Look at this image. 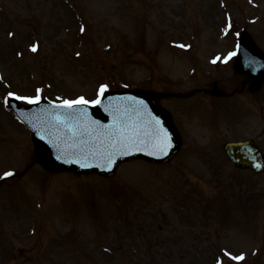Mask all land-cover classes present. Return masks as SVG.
<instances>
[{
    "label": "rangeland",
    "instance_id": "obj_1",
    "mask_svg": "<svg viewBox=\"0 0 264 264\" xmlns=\"http://www.w3.org/2000/svg\"><path fill=\"white\" fill-rule=\"evenodd\" d=\"M240 5L233 25H228V31H221L218 24L223 23L224 15L217 0H0V82L4 88H17L24 97L34 93L35 98L51 96L52 100L64 101L75 97L93 100L110 89L191 93L193 87H204L206 83L197 79L201 72L192 78L190 66L201 67L205 56L211 62L214 53L233 49L234 40L236 43L235 38H220L219 42L214 33L235 36L241 28L247 29L264 50V0H241ZM191 23L199 31L208 32L188 55L176 48H187L191 43ZM210 32L212 36L208 35ZM193 47L192 44L191 50ZM219 64L223 72V64ZM229 79L234 84L238 76ZM103 85L107 88L101 92ZM250 98L245 93L230 105L243 116L235 119H224L221 111H205L202 105H209L206 97L196 102L183 101L184 97L161 99L162 107L174 114L186 136L187 154L183 152L184 157L162 167L130 164L115 185L121 187L118 193L126 196L127 206L144 198L147 189L150 199L155 198V191L162 195L158 199L161 226L156 230L145 224L138 231L134 226L131 235H125L122 229L117 231L121 228L116 221L118 215L111 213L107 204L108 197L117 195V188L103 180L94 179L96 183L86 182L83 186L76 185L69 176L42 179V172L30 171L11 186H4L0 189V231L9 233L10 244L13 235L18 247L25 243L32 252H25L22 259L24 250H20L16 263L12 261L13 251L3 248L1 252L0 248V264H212L215 259L223 264H264V171L254 175L227 163L219 167L218 163L227 141L249 138L264 150V93L259 96L258 109L249 110L242 103ZM182 105L192 108L190 120ZM205 114L211 116L209 122L203 119ZM223 120L228 128L218 143L213 142L224 128ZM9 121L1 111L0 178L6 176L8 172L4 170L10 167H15L17 173L24 171L33 155L28 130ZM191 127L193 132L211 134L209 149L204 148L209 142L203 136L199 142L204 147L198 149L209 155L214 165L188 159L202 156L190 151ZM22 154L27 156L21 157ZM221 162L224 163L222 158ZM191 177L193 185L200 187L197 197L207 200H195L180 191L176 197L172 191L167 192L183 182L192 185ZM89 185L98 189L89 190ZM77 187L78 191L74 189ZM38 189L47 194L46 211L40 215L46 219L48 233L25 242V234L8 229L7 225L17 222L10 221L14 214L19 215L20 222L29 218L20 211L26 210L30 199H43ZM20 191L26 196V205L15 211L11 201L7 209L4 203L11 198L8 193L22 198L18 196ZM75 191L79 194L74 197ZM137 215L134 214V222H150ZM208 246H213L212 250ZM240 255L243 259H233Z\"/></svg>",
    "mask_w": 264,
    "mask_h": 264
},
{
    "label": "water",
    "instance_id": "obj_2",
    "mask_svg": "<svg viewBox=\"0 0 264 264\" xmlns=\"http://www.w3.org/2000/svg\"><path fill=\"white\" fill-rule=\"evenodd\" d=\"M249 43L251 42L249 41ZM110 101L114 105H119V111L125 109L131 112L135 117L134 120L138 123L142 121L143 116L151 120L157 115H162L155 100L143 92L113 95L110 97ZM17 113L33 128L40 130L37 136L41 137V140L40 142L36 140L40 149L38 160L49 170L77 169L74 164L81 161L73 157L71 152L84 144L98 130L96 124L101 116L98 109L95 108L71 113L60 109L41 107L39 110H33L30 117L26 116V109H18ZM43 138L48 142L49 148L43 145ZM232 158L240 163L239 156L232 155Z\"/></svg>",
    "mask_w": 264,
    "mask_h": 264
},
{
    "label": "snow or ice",
    "instance_id": "obj_3",
    "mask_svg": "<svg viewBox=\"0 0 264 264\" xmlns=\"http://www.w3.org/2000/svg\"><path fill=\"white\" fill-rule=\"evenodd\" d=\"M107 88V85H103L101 87V92ZM12 93H9V96H12ZM18 99H23V100H28L29 102H33L34 100L38 98H29V97H17ZM81 100L84 98L81 97ZM77 103L76 101H65V104L68 106H71L73 104ZM87 103V101H85ZM92 103H96V101H92ZM153 138H154V147H158L160 152L165 153L166 152V147H162L161 145L164 144V141L167 139L166 135H161L159 130H154L153 132ZM111 149L113 151H120L121 154H124V152L130 150L131 148H137V150H142L139 148L138 143L136 142V139L134 137H118L114 143L110 145ZM108 161L111 163L112 161V153L109 152L108 154ZM6 176L12 175V173H6ZM233 259H243V257H233Z\"/></svg>",
    "mask_w": 264,
    "mask_h": 264
}]
</instances>
